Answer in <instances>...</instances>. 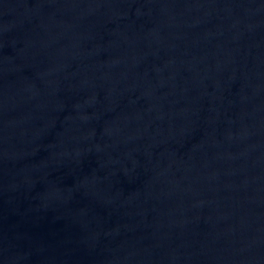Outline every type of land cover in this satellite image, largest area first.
Here are the masks:
<instances>
[{"label": "water", "instance_id": "water-1", "mask_svg": "<svg viewBox=\"0 0 264 264\" xmlns=\"http://www.w3.org/2000/svg\"><path fill=\"white\" fill-rule=\"evenodd\" d=\"M0 264H264V0H0Z\"/></svg>", "mask_w": 264, "mask_h": 264}]
</instances>
